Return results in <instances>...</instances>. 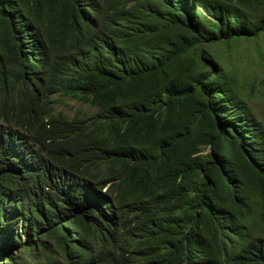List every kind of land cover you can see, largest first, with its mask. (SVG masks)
Masks as SVG:
<instances>
[{
  "label": "trees",
  "instance_id": "16d2710c",
  "mask_svg": "<svg viewBox=\"0 0 264 264\" xmlns=\"http://www.w3.org/2000/svg\"><path fill=\"white\" fill-rule=\"evenodd\" d=\"M262 34L264 0H0V264H264V122L210 50Z\"/></svg>",
  "mask_w": 264,
  "mask_h": 264
},
{
  "label": "rangeland",
  "instance_id": "374dc122",
  "mask_svg": "<svg viewBox=\"0 0 264 264\" xmlns=\"http://www.w3.org/2000/svg\"><path fill=\"white\" fill-rule=\"evenodd\" d=\"M210 50L223 64L240 95L264 122V34L251 40L216 43ZM57 99L52 96V100ZM53 105L68 117L89 118L96 113L95 107L78 98L62 97Z\"/></svg>",
  "mask_w": 264,
  "mask_h": 264
}]
</instances>
